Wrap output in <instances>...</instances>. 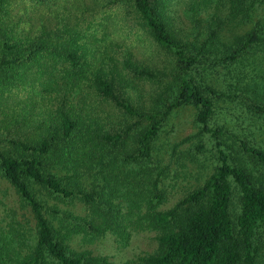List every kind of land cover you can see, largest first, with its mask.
Returning a JSON list of instances; mask_svg holds the SVG:
<instances>
[{
	"label": "trees",
	"instance_id": "trees-1",
	"mask_svg": "<svg viewBox=\"0 0 264 264\" xmlns=\"http://www.w3.org/2000/svg\"><path fill=\"white\" fill-rule=\"evenodd\" d=\"M21 1L41 0H0V105L18 92L43 96L58 86L54 76L77 90L87 78L94 95L141 125L134 134L127 124L110 133L68 104L40 116L33 135H0V177L24 209L22 218L12 209L0 216V264H263L264 181L251 171H264V148L246 144L224 115L219 122L214 117L229 113L236 120V109L264 119V0H188L189 9H209L207 31L197 42L171 30V0H106L105 7L119 9L120 23L131 14L170 62L171 77L163 83V73L150 68L134 72L162 87L156 103L142 109L115 91L101 64L91 62L95 49L80 48L77 35L57 46L42 33L31 36ZM218 78L221 89L212 82ZM185 104L194 108L201 139L195 148L210 143L217 163L201 183L161 207L164 166L155 157V139L169 114ZM230 135L254 159L252 166L232 156ZM60 202H78L81 211ZM139 229L154 231L155 247L120 262L71 243L78 234L89 240L110 232L124 244Z\"/></svg>",
	"mask_w": 264,
	"mask_h": 264
},
{
	"label": "rangeland",
	"instance_id": "rangeland-1",
	"mask_svg": "<svg viewBox=\"0 0 264 264\" xmlns=\"http://www.w3.org/2000/svg\"><path fill=\"white\" fill-rule=\"evenodd\" d=\"M105 2L106 0H41L28 4L21 1L20 13L26 12L28 21L30 20L28 28L31 36L42 33L55 46L66 41L65 38L70 35H77L76 44L80 48L83 46V49H95L91 62L101 64L104 72L112 79L115 91L126 96L134 106L141 109L149 108L156 103L160 95L156 90L162 87H157L158 83L148 76L134 72L138 68H150L160 74L163 73L162 76H158L163 83L171 77L169 59L154 44L150 36L135 25L131 14H126L130 16L125 21L126 26L125 23H120L119 9L105 7ZM208 10H201L198 6L189 9L188 0H171L166 15L169 26L176 36L186 41L197 42L207 31ZM87 57H90L89 52L86 54ZM96 58H102L103 61ZM124 58L131 62L129 67L124 65ZM217 67L219 72L223 70L220 65ZM217 76H221L220 73ZM54 78L57 79L58 86L45 92L43 96L33 91H28L30 95L26 91L18 92L16 96H9L5 104L0 105V110L3 109L0 115V135H15L22 138L27 134L33 135L37 130L36 123L40 116L56 114L59 108H64L68 104L74 105V109L78 108L77 110L83 114L95 116L102 128L110 133L123 130L127 124L131 126V134H134L141 125L133 124L135 117L125 115L113 103L94 95L87 78L80 82L78 90L75 86H64L63 79L59 76ZM212 82L216 89L224 86L220 78ZM62 91L66 92L63 96ZM63 99L66 101L63 102ZM236 112H239L236 120L232 117L233 114L229 113H219L214 119L219 122L224 115L225 123L236 132L235 134L242 136L246 144L264 148V119L251 117L253 115L246 111L234 109V113ZM23 114L27 121L23 120ZM13 122H17L16 127L11 126ZM130 130L126 141L132 144ZM196 130L194 108L190 104H185L176 107L169 114L167 122L156 136L155 157L158 158L159 165L164 166L158 186H162L166 194L161 207L169 206L185 191L201 183L217 163L215 149L210 143L206 141L202 149L195 148L201 140ZM187 135L190 137L185 140L184 137ZM230 136L228 141L231 142L229 151L232 156L237 160L247 161V167L249 164L252 166L254 159L241 152L237 147L236 138ZM251 172L253 176L264 181V171L254 168ZM60 206L81 211V204L78 202L74 204L60 202ZM8 209L14 210L17 218H22L21 212L24 209L20 207L17 194L6 180L0 177V216ZM71 243L76 249H90L93 254H104L114 262L134 258L137 254L152 250L156 244L152 229L131 231L124 244H119L110 232L89 240L78 234Z\"/></svg>",
	"mask_w": 264,
	"mask_h": 264
}]
</instances>
